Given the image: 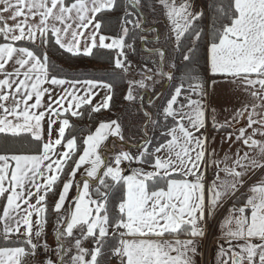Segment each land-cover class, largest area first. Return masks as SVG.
<instances>
[{"label": "snow or ice", "instance_id": "obj_1", "mask_svg": "<svg viewBox=\"0 0 264 264\" xmlns=\"http://www.w3.org/2000/svg\"><path fill=\"white\" fill-rule=\"evenodd\" d=\"M0 264H264V0H0Z\"/></svg>", "mask_w": 264, "mask_h": 264}, {"label": "trees", "instance_id": "obj_2", "mask_svg": "<svg viewBox=\"0 0 264 264\" xmlns=\"http://www.w3.org/2000/svg\"><path fill=\"white\" fill-rule=\"evenodd\" d=\"M53 59L57 60L56 55H53ZM57 62H59V61H57ZM80 62H81V64H85L87 66L85 68H88L89 66H91V67L100 66V67L108 68V65L106 63L97 64L95 61H91V60H88V59H85V60L80 61ZM81 64H77V65H81ZM105 77H108V76L105 75ZM122 87H123L122 85L117 84V93H118L117 103H119V93H120ZM105 115H107V114L105 113ZM88 123H89L88 119L85 118L84 121H83V124L87 125Z\"/></svg>", "mask_w": 264, "mask_h": 264}, {"label": "rangeland", "instance_id": "obj_3", "mask_svg": "<svg viewBox=\"0 0 264 264\" xmlns=\"http://www.w3.org/2000/svg\"><path fill=\"white\" fill-rule=\"evenodd\" d=\"M77 64H81V62L79 61V62H77ZM77 66H79L81 68L87 67L85 64H81V65H77ZM95 67L96 68H100V69H105L106 68V67H100V66H95ZM88 68H94V67L89 66ZM95 74L96 75H101V76H105V75L109 76V73L103 72V71L96 72ZM215 102H216L217 105L224 104L225 103V99H224L223 96H219V97L216 98ZM217 143H219V141H217ZM224 147L227 148V145H224Z\"/></svg>", "mask_w": 264, "mask_h": 264}, {"label": "built area", "instance_id": "obj_4", "mask_svg": "<svg viewBox=\"0 0 264 264\" xmlns=\"http://www.w3.org/2000/svg\"><path fill=\"white\" fill-rule=\"evenodd\" d=\"M208 253L206 252V257H207Z\"/></svg>", "mask_w": 264, "mask_h": 264}]
</instances>
